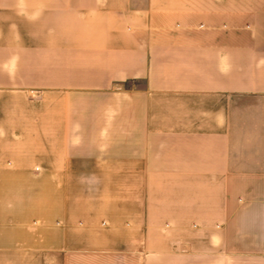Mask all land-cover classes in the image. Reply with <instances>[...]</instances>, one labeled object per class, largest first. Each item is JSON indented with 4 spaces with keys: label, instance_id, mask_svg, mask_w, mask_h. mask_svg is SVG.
<instances>
[{
    "label": "crops",
    "instance_id": "crops-1",
    "mask_svg": "<svg viewBox=\"0 0 264 264\" xmlns=\"http://www.w3.org/2000/svg\"><path fill=\"white\" fill-rule=\"evenodd\" d=\"M0 264H264V0H0Z\"/></svg>",
    "mask_w": 264,
    "mask_h": 264
},
{
    "label": "rangeland",
    "instance_id": "rangeland-1",
    "mask_svg": "<svg viewBox=\"0 0 264 264\" xmlns=\"http://www.w3.org/2000/svg\"><path fill=\"white\" fill-rule=\"evenodd\" d=\"M80 186H81V184H80Z\"/></svg>",
    "mask_w": 264,
    "mask_h": 264
}]
</instances>
